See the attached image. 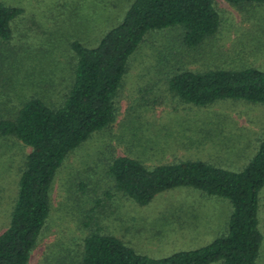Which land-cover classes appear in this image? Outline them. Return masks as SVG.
Here are the masks:
<instances>
[{
	"label": "rangeland",
	"instance_id": "rangeland-1",
	"mask_svg": "<svg viewBox=\"0 0 264 264\" xmlns=\"http://www.w3.org/2000/svg\"><path fill=\"white\" fill-rule=\"evenodd\" d=\"M133 1L0 0L23 10L11 22L12 41L0 44V115L32 95L60 102L58 91L69 84L75 63L71 42L94 46L122 22ZM213 2L221 26L202 45L189 50L182 31L169 28L150 33L130 58L115 99L116 121L72 153L58 172L49 224L29 264H57L56 256L78 255L91 231L84 227L86 216L93 219L92 229L155 259L203 248L226 232L231 203L194 189L164 192L143 207L116 193L107 200L106 167L99 161L110 154L131 157L147 167L202 161L236 172L254 157L264 130V106L227 100L202 108L182 103L169 91V80L185 70L264 71V4L236 8L226 0ZM29 151L15 139H0V234L9 226ZM81 181L88 187L84 193ZM69 189L84 211L76 200L63 209ZM263 195L264 188L259 216L263 244L257 264H264Z\"/></svg>",
	"mask_w": 264,
	"mask_h": 264
},
{
	"label": "trees",
	"instance_id": "trees-1",
	"mask_svg": "<svg viewBox=\"0 0 264 264\" xmlns=\"http://www.w3.org/2000/svg\"><path fill=\"white\" fill-rule=\"evenodd\" d=\"M226 1L236 8L264 4V0ZM22 13V9L0 2L1 45L12 41L11 22ZM220 26L221 17L213 0H134L122 22L108 29L94 46L81 40L71 42L75 63L69 84L58 91L60 102L32 95L23 98L16 109L0 115V139H15L30 150L24 157L9 226L0 234V264L30 263L49 224L58 172L72 153L116 121L115 99L130 60L147 36L177 28L182 31L184 47L193 50L215 36ZM168 86L182 103L192 106L209 107L227 100L264 106V71L256 68L185 70L174 74ZM256 147L254 157L236 172L202 161L147 167L128 156L110 154L103 161L99 158L108 177L107 200H113L116 193L143 207L164 192L194 189L231 203L227 230L203 248L155 259L138 253L113 235L92 229L93 219L86 216L84 227L91 231L83 239L79 254L59 255L55 261L57 264H257L263 244L259 216L263 200L260 193L264 188V130ZM79 188L82 193L88 189L82 181ZM68 194L63 209L76 200L74 190L69 189ZM75 202L84 211L80 200Z\"/></svg>",
	"mask_w": 264,
	"mask_h": 264
}]
</instances>
